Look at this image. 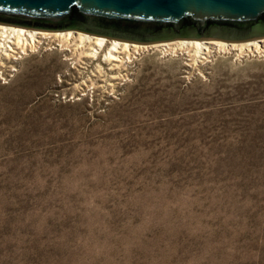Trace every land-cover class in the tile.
Here are the masks:
<instances>
[{
    "label": "rangeland",
    "instance_id": "rangeland-1",
    "mask_svg": "<svg viewBox=\"0 0 264 264\" xmlns=\"http://www.w3.org/2000/svg\"><path fill=\"white\" fill-rule=\"evenodd\" d=\"M67 54L0 55V264H264V54Z\"/></svg>",
    "mask_w": 264,
    "mask_h": 264
},
{
    "label": "water",
    "instance_id": "water-1",
    "mask_svg": "<svg viewBox=\"0 0 264 264\" xmlns=\"http://www.w3.org/2000/svg\"><path fill=\"white\" fill-rule=\"evenodd\" d=\"M0 23L139 43L264 37V0H0Z\"/></svg>",
    "mask_w": 264,
    "mask_h": 264
},
{
    "label": "bare ground",
    "instance_id": "bare-ground-1",
    "mask_svg": "<svg viewBox=\"0 0 264 264\" xmlns=\"http://www.w3.org/2000/svg\"><path fill=\"white\" fill-rule=\"evenodd\" d=\"M54 43L55 45H52ZM43 44L57 47L68 52L72 63L80 64L83 58H100L109 66V85H114L121 78L122 68L132 63L137 55L154 50H160L164 55L187 56V65L199 66L209 62L217 55L233 54L236 59H242L264 54V37L245 41H226L222 39L189 38L156 41L153 43H138L116 38H109L79 30H46L30 29L21 26L0 23V52L8 61L10 71L17 70L12 60L20 59L37 50ZM98 72H101L97 68ZM96 76V73H93ZM124 78V76H123ZM88 78L87 80H89ZM87 80L84 86L90 87ZM95 87L92 82L91 86ZM87 88V89H88Z\"/></svg>",
    "mask_w": 264,
    "mask_h": 264
},
{
    "label": "built area",
    "instance_id": "built-area-1",
    "mask_svg": "<svg viewBox=\"0 0 264 264\" xmlns=\"http://www.w3.org/2000/svg\"><path fill=\"white\" fill-rule=\"evenodd\" d=\"M7 71H9V72H7L4 77H2V80H4L5 83H7L11 79L10 77L13 76V72L16 70H14V71L7 70Z\"/></svg>",
    "mask_w": 264,
    "mask_h": 264
}]
</instances>
